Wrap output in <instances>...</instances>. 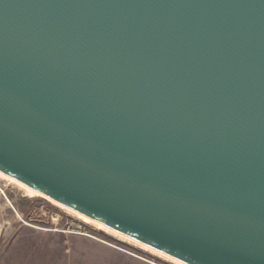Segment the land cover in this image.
<instances>
[{"label":"water","instance_id":"obj_1","mask_svg":"<svg viewBox=\"0 0 264 264\" xmlns=\"http://www.w3.org/2000/svg\"><path fill=\"white\" fill-rule=\"evenodd\" d=\"M0 172L183 264H264V0H0Z\"/></svg>","mask_w":264,"mask_h":264},{"label":"rangeland","instance_id":"obj_2","mask_svg":"<svg viewBox=\"0 0 264 264\" xmlns=\"http://www.w3.org/2000/svg\"><path fill=\"white\" fill-rule=\"evenodd\" d=\"M37 193L0 178V264H176Z\"/></svg>","mask_w":264,"mask_h":264},{"label":"bare ground","instance_id":"obj_3","mask_svg":"<svg viewBox=\"0 0 264 264\" xmlns=\"http://www.w3.org/2000/svg\"><path fill=\"white\" fill-rule=\"evenodd\" d=\"M0 178H3V179H5L6 181H8V182H10V183H15V184H17L19 187H21L25 192H27V193L30 194V195H32V194H38V193H37V192H38L37 190H35V189H33V188H30V187H28V186H26V185H23L22 183L16 181L15 179H13L12 177H10V176H8V175H5V174L2 173V172H0ZM49 200H51V199H49ZM52 202L55 203V204H58V203H56L55 201H52ZM59 206L64 207L63 205H59ZM65 208L68 209L67 207H65ZM76 215H77L79 218H81L82 220H84L85 222L93 223V224H95L97 227H99V228H103V229H105V230H107V231H109V232H112V233H114V234H116V235L122 237L123 239H126V240H128V241H130V242H133V243L137 244L138 246H140L141 248H143V249H145V250H149L150 252H153V253L157 254L158 256L160 255V257L163 256V257H165V258L171 260V262L173 261V263L175 262L176 264H183V263L177 261L175 258H173V257H169V256H165V255H163L161 252H158V251L152 250L149 246H147V245H145V244H143V243H139V242H137V241H134V240H132V239H130V238L124 236L122 233H118V232H116V231H113L112 229H109V227H106L105 225H101L100 222L95 221V220H93V219H91V218H89V217H87V216H85V215H82V214L79 213V212L76 213ZM167 259H166V260H167Z\"/></svg>","mask_w":264,"mask_h":264}]
</instances>
